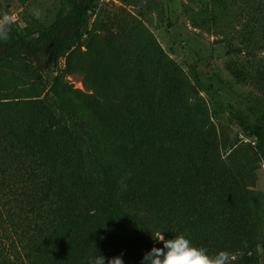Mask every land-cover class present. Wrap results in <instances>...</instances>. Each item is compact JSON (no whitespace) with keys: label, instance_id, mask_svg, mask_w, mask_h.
Returning a JSON list of instances; mask_svg holds the SVG:
<instances>
[{"label":"trees","instance_id":"16d2710c","mask_svg":"<svg viewBox=\"0 0 264 264\" xmlns=\"http://www.w3.org/2000/svg\"><path fill=\"white\" fill-rule=\"evenodd\" d=\"M95 1L60 0L55 20L37 35L0 42V65L20 61L37 72L55 73L62 56L69 52V63L81 47ZM90 53H98L93 42ZM115 79L100 89L107 92ZM53 81L50 93L60 108L48 103L18 108L26 104L0 99V264H60L58 257L68 260L72 252L76 220L85 240L97 232L92 218L102 217L107 227L98 229L95 256L113 244L142 258L152 248L153 231H161L167 239L183 235L209 257L226 253L224 264H255L257 219L239 169L241 162L257 156V148L245 146L243 153L238 146L224 159L213 133L195 137L183 126L180 130L173 120L160 117V101L138 97L129 89L127 100L86 102L89 112L118 129L121 148L107 156L90 143L86 123L60 96L59 78ZM180 98L174 92L171 100ZM189 106L185 100L178 114L188 118ZM248 109L244 117L258 134L263 154L264 110ZM84 140L86 148L80 142ZM89 159L103 177L95 202L86 194L92 186ZM234 256L238 260L231 261ZM122 258L124 264L137 262L126 253Z\"/></svg>","mask_w":264,"mask_h":264},{"label":"rangeland","instance_id":"374dc122","mask_svg":"<svg viewBox=\"0 0 264 264\" xmlns=\"http://www.w3.org/2000/svg\"><path fill=\"white\" fill-rule=\"evenodd\" d=\"M60 7V0H0V42L37 35L53 23ZM91 42L98 53H90ZM68 56L69 52L62 56L55 73L37 72L20 61L0 65V99L26 104L18 108L36 109L41 103L60 108L61 102L50 93L54 78H59L60 96L86 123L90 143L107 156L121 148L118 129L89 112L86 102L127 100L125 90L129 89L138 97L160 101V117L173 120L180 130L183 126L195 137L213 133L224 159L238 146L243 153L245 146L257 148V156L241 162L239 170L257 219L254 262L264 264V153L258 148V134L244 117L248 108L264 110V0H96L82 45L69 63ZM114 77L113 88L102 91L100 86ZM117 90L122 93L116 95ZM174 92L180 93L182 101L171 100ZM185 100L190 104L188 118L178 114ZM185 122H191L189 127ZM80 142L86 148V141ZM89 162L92 186L86 194L95 202L103 177ZM91 221L97 232L84 240L76 220L70 236L72 252L68 260L58 257L60 264H90L99 244L98 229L107 227L105 217ZM157 233L164 234L153 231L152 235ZM150 242L151 247H162L152 236ZM117 247L112 244L100 253L107 259L123 252L139 264L141 253ZM40 260L44 263L43 255Z\"/></svg>","mask_w":264,"mask_h":264},{"label":"clouds","instance_id":"9594fccd","mask_svg":"<svg viewBox=\"0 0 264 264\" xmlns=\"http://www.w3.org/2000/svg\"><path fill=\"white\" fill-rule=\"evenodd\" d=\"M7 19V18H5ZM156 243L162 242V247L153 246L146 251L139 264H224L226 253H219L215 257H209L205 250L193 246L183 235L165 238L162 233L152 235ZM123 252L109 258L98 252L90 264H124Z\"/></svg>","mask_w":264,"mask_h":264}]
</instances>
